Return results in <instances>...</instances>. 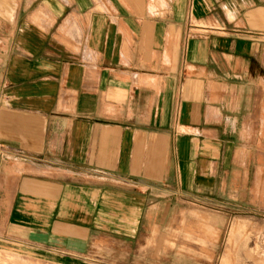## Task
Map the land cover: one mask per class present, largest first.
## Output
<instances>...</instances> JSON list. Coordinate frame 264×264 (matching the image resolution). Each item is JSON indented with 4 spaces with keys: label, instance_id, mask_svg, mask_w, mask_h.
Masks as SVG:
<instances>
[{
    "label": "crops",
    "instance_id": "obj_1",
    "mask_svg": "<svg viewBox=\"0 0 264 264\" xmlns=\"http://www.w3.org/2000/svg\"><path fill=\"white\" fill-rule=\"evenodd\" d=\"M257 183L264 0H0V264H159Z\"/></svg>",
    "mask_w": 264,
    "mask_h": 264
},
{
    "label": "rangeland",
    "instance_id": "obj_2",
    "mask_svg": "<svg viewBox=\"0 0 264 264\" xmlns=\"http://www.w3.org/2000/svg\"><path fill=\"white\" fill-rule=\"evenodd\" d=\"M263 197V184L257 183L255 209H248L243 202L237 207L238 202L228 198L209 200L207 204L196 202L197 207L208 210V222L177 231L175 248L158 249L159 264H264Z\"/></svg>",
    "mask_w": 264,
    "mask_h": 264
}]
</instances>
